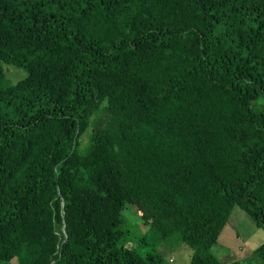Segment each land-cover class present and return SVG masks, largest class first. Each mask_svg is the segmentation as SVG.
<instances>
[{"label": "trees", "instance_id": "16d2710c", "mask_svg": "<svg viewBox=\"0 0 264 264\" xmlns=\"http://www.w3.org/2000/svg\"><path fill=\"white\" fill-rule=\"evenodd\" d=\"M236 208L264 231V0H0V264H221Z\"/></svg>", "mask_w": 264, "mask_h": 264}, {"label": "rangeland", "instance_id": "374dc122", "mask_svg": "<svg viewBox=\"0 0 264 264\" xmlns=\"http://www.w3.org/2000/svg\"><path fill=\"white\" fill-rule=\"evenodd\" d=\"M3 67L6 85L15 83L25 75L21 69H14L9 65ZM131 230L130 240L133 241V236L144 233L147 228L139 222H133ZM263 242L264 231L258 229L249 216L236 208L210 252L221 264L233 261L239 264H262V260L253 253V250ZM155 253L160 257V264H190L191 249L181 242L173 246L159 245Z\"/></svg>", "mask_w": 264, "mask_h": 264}]
</instances>
